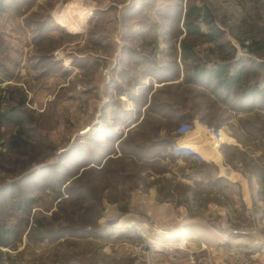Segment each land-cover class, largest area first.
I'll return each mask as SVG.
<instances>
[{
	"label": "rangeland",
	"instance_id": "rangeland-1",
	"mask_svg": "<svg viewBox=\"0 0 264 264\" xmlns=\"http://www.w3.org/2000/svg\"><path fill=\"white\" fill-rule=\"evenodd\" d=\"M3 112L0 264H264V0H0Z\"/></svg>",
	"mask_w": 264,
	"mask_h": 264
},
{
	"label": "trees",
	"instance_id": "trees-1",
	"mask_svg": "<svg viewBox=\"0 0 264 264\" xmlns=\"http://www.w3.org/2000/svg\"><path fill=\"white\" fill-rule=\"evenodd\" d=\"M184 27L189 35H204V31H202L201 25L202 23L208 24L209 26L213 25L214 17L212 16L211 11H209L205 6H201L198 4H194L190 7L189 11L185 15L183 20ZM219 34V31H217ZM186 51L190 53L191 47L186 46ZM194 78L190 80V82H197L199 79L204 78L205 80L217 81V84L224 88L226 91H231L233 87L240 83V80L243 76V70H239L233 74H228L227 68L218 67L215 70L206 71L202 67H197L192 74ZM196 77V78H195ZM250 88L245 90V93L249 91ZM226 91V93H227ZM5 119L12 126L17 128L15 135L13 136V144L17 147L21 148L25 146L26 138L21 140L23 134L26 133L24 126V118L21 113H0V121ZM27 135V134H26ZM29 203L22 206L23 208L28 207ZM8 230H0V245L1 246H9L11 242V236L7 234ZM11 233V232H10Z\"/></svg>",
	"mask_w": 264,
	"mask_h": 264
},
{
	"label": "crops",
	"instance_id": "crops-1",
	"mask_svg": "<svg viewBox=\"0 0 264 264\" xmlns=\"http://www.w3.org/2000/svg\"><path fill=\"white\" fill-rule=\"evenodd\" d=\"M212 134L213 133H210V132L207 131V126L200 125V126H196L193 131L192 130L185 131L184 134L178 136V139L180 141H182V140L183 141H186V140H188L190 138H194V137H197V136H200L201 139L202 138H206V137L207 138H210L211 136L213 137ZM196 140L197 139H195V142L194 143H197ZM189 144H192V143H189Z\"/></svg>",
	"mask_w": 264,
	"mask_h": 264
},
{
	"label": "built area",
	"instance_id": "built-area-1",
	"mask_svg": "<svg viewBox=\"0 0 264 264\" xmlns=\"http://www.w3.org/2000/svg\"><path fill=\"white\" fill-rule=\"evenodd\" d=\"M207 131L213 133L215 131L214 127H207ZM188 264H196V260L193 258V255H189L187 258Z\"/></svg>",
	"mask_w": 264,
	"mask_h": 264
}]
</instances>
